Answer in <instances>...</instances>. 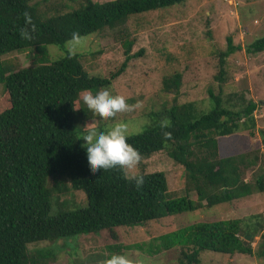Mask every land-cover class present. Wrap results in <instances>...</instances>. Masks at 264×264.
Segmentation results:
<instances>
[{
  "label": "trees",
  "instance_id": "1",
  "mask_svg": "<svg viewBox=\"0 0 264 264\" xmlns=\"http://www.w3.org/2000/svg\"><path fill=\"white\" fill-rule=\"evenodd\" d=\"M186 1L82 0L76 8L52 13L39 10L33 0H0V89L5 99L0 105V264H46L44 256L32 258L28 253L27 246L33 242L102 231L116 238L119 227L141 226L264 193L259 155L220 157L218 144V138L237 132L253 134L257 103L241 95L223 98L212 90L206 109L194 101L174 98L170 105L163 103L149 110L142 131L128 138L141 158L166 151L184 167L185 196L169 197L167 178L161 171L137 174L143 177L137 186L119 168L95 174L89 169L76 126L81 129L97 115L83 107L80 95L109 89L112 80L143 51L130 54L134 40L126 39L120 67L108 76H91L81 63V53L66 52L50 59L46 45H62L106 28H119L132 16ZM22 29L30 33L29 39L22 38ZM241 49L230 36L225 49H216L217 81H225L226 58ZM245 50L251 54L263 51L264 35ZM23 51L32 62L24 68L1 59L7 53ZM181 80L178 71L164 76L162 91L178 93ZM254 168L258 170L246 180V173ZM70 190H82L87 207L51 214V200L56 202ZM190 192L196 194V200L188 197ZM257 216L247 221L196 222L173 232L171 236L181 246L180 264H201L203 251L252 255L251 241L256 236L260 238L256 254L264 258V225ZM246 235L250 241L244 244ZM116 251L120 253V248Z\"/></svg>",
  "mask_w": 264,
  "mask_h": 264
},
{
  "label": "rangeland",
  "instance_id": "2",
  "mask_svg": "<svg viewBox=\"0 0 264 264\" xmlns=\"http://www.w3.org/2000/svg\"><path fill=\"white\" fill-rule=\"evenodd\" d=\"M35 2L39 10H52L53 13V10L66 12L76 8L82 0H33ZM262 35L264 0H187L184 4L132 16L119 28H106L62 45H46V50L50 59L66 52L81 53V63L91 76H108L120 67L125 60L126 39L134 40L130 54L143 51L129 61L124 72L112 80L109 88L114 95L126 98L130 110L108 119L96 116L85 121L82 130L76 126L79 137L88 128L103 125L99 129H107L118 122L127 123L132 134L140 132L145 113L163 103L170 105L174 98L178 102L194 101L206 109L210 106L208 91L212 90L223 98L241 95L258 105L254 112L256 127L253 134L241 131L218 138L219 156L257 153L259 166L264 168V50L253 54L245 50L248 44ZM228 36L242 49L226 58L225 81L219 82L215 79L219 69L215 51L225 49ZM1 59L10 60L16 68L32 64L27 51L10 52ZM175 71L182 74L178 93L163 92V77ZM4 101L0 89V105ZM256 170L258 168L248 171L245 179H251ZM135 171L137 174L161 171L167 178L169 197L185 196L184 167L175 163L166 151L141 158ZM188 197L197 199L194 192H190ZM54 200H51V214L87 207L82 190H70L61 194L56 202ZM251 216H257L256 220L264 225V193L165 216L141 226L119 227L116 238L102 231L33 242L27 249L32 258L44 256L46 264H106L113 254L126 255L131 264H180L181 246L171 236L173 232L196 222L247 221ZM243 241L250 239L244 237ZM259 242V236L251 241L252 255L203 251L201 264H264V258L256 254ZM118 248L120 253L116 251Z\"/></svg>",
  "mask_w": 264,
  "mask_h": 264
},
{
  "label": "clouds",
  "instance_id": "3",
  "mask_svg": "<svg viewBox=\"0 0 264 264\" xmlns=\"http://www.w3.org/2000/svg\"><path fill=\"white\" fill-rule=\"evenodd\" d=\"M27 16V13H25ZM22 38L29 39L27 29L21 30ZM80 100L94 114L103 119L116 116L117 113L130 110V105L122 95H114L108 88H101L95 93L84 91ZM79 109V107H74ZM132 133L129 125L124 122L113 124L107 129L88 128L80 137L84 144L90 171L95 174L100 170L119 168L125 179L135 182L137 186L143 183V177L137 175L135 169L141 160L139 151L130 143L128 138ZM106 264H131L123 254H113Z\"/></svg>",
  "mask_w": 264,
  "mask_h": 264
},
{
  "label": "water",
  "instance_id": "4",
  "mask_svg": "<svg viewBox=\"0 0 264 264\" xmlns=\"http://www.w3.org/2000/svg\"><path fill=\"white\" fill-rule=\"evenodd\" d=\"M247 240L250 239V235H246L245 237ZM244 244H247V241H244Z\"/></svg>",
  "mask_w": 264,
  "mask_h": 264
}]
</instances>
